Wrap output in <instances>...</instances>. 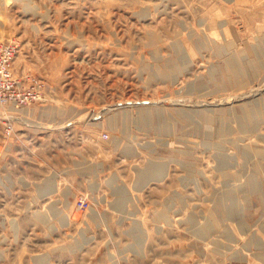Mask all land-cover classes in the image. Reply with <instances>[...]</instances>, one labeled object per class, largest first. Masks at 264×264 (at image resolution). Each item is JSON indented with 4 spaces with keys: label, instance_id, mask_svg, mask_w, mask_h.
Wrapping results in <instances>:
<instances>
[{
    "label": "rangeland",
    "instance_id": "rangeland-1",
    "mask_svg": "<svg viewBox=\"0 0 264 264\" xmlns=\"http://www.w3.org/2000/svg\"><path fill=\"white\" fill-rule=\"evenodd\" d=\"M0 39L44 89L0 106V264H264V0H0Z\"/></svg>",
    "mask_w": 264,
    "mask_h": 264
},
{
    "label": "built area",
    "instance_id": "built-area-1",
    "mask_svg": "<svg viewBox=\"0 0 264 264\" xmlns=\"http://www.w3.org/2000/svg\"><path fill=\"white\" fill-rule=\"evenodd\" d=\"M17 51L15 43L0 39V106H6L5 111L9 107L19 109L39 101L44 91L43 83L39 79H23L15 73L14 61ZM5 121L6 134L12 135L13 115H8ZM105 137L107 138L108 134H105ZM87 205L89 202L86 199L79 200V208L85 209Z\"/></svg>",
    "mask_w": 264,
    "mask_h": 264
},
{
    "label": "bare ground",
    "instance_id": "bare-ground-1",
    "mask_svg": "<svg viewBox=\"0 0 264 264\" xmlns=\"http://www.w3.org/2000/svg\"><path fill=\"white\" fill-rule=\"evenodd\" d=\"M244 72V71H243ZM245 73V72H244ZM249 112L255 117H259L260 116V114H258V111L255 109V107H250V109H249ZM246 114V113H245ZM245 116V115H244ZM260 118V117H259ZM262 153H264L263 151H261ZM154 170V169H153ZM157 171V170H156ZM160 171H161V169H160ZM148 174V173H147ZM249 185V184H248ZM255 186V185H254ZM248 187V186H247ZM253 187V186H252ZM49 189H51V186L49 185L47 188H45V190H49ZM235 197V196H234ZM234 203L236 202V199L234 198ZM239 212L237 211V210H232L231 208H229V207H226L225 206V208H224V215L225 216H229V217H231V216H233V215H235V214H238ZM208 226H202L201 228H200V230H199V233H201V234H203V233H205V232H208Z\"/></svg>",
    "mask_w": 264,
    "mask_h": 264
}]
</instances>
